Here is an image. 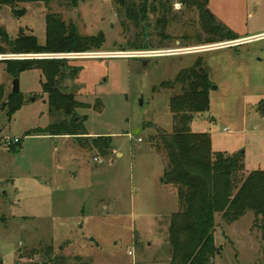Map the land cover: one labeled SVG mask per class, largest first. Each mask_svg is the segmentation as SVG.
Segmentation results:
<instances>
[{
	"label": "rangeland",
	"instance_id": "1",
	"mask_svg": "<svg viewBox=\"0 0 264 264\" xmlns=\"http://www.w3.org/2000/svg\"><path fill=\"white\" fill-rule=\"evenodd\" d=\"M74 1L22 4V16L3 6L0 25L13 39L22 29L44 45L46 14L52 12L84 35L104 32L97 50L166 52L146 58L66 59L61 88L91 106L77 109L76 120L86 119L91 136L112 137L108 156L87 146L84 137L82 144L74 135H28L68 116L49 113L39 69L18 76L25 103L9 115L14 79L0 60V264L43 263L48 255L67 264H170L169 223L179 209L178 193L162 183L165 161L150 137L159 129L173 131L170 99L177 90L160 85L202 56L216 87L210 91V111L197 114L192 130L209 133L214 152H243L246 173L264 170V117L256 109L264 98V36L208 49L220 42H196L198 12L178 1L177 21L168 29L174 38L162 39L153 30L152 48L133 49L130 43L139 30L118 14L113 0ZM209 2L219 23L238 37L264 31V0ZM0 45L5 46L1 38ZM75 67L80 72L71 78ZM100 100L103 107L97 111ZM17 137L21 142L9 149L6 138ZM254 223L252 211L229 225L217 213L219 249L212 264H263V231ZM33 249H38L35 255Z\"/></svg>",
	"mask_w": 264,
	"mask_h": 264
},
{
	"label": "trees",
	"instance_id": "2",
	"mask_svg": "<svg viewBox=\"0 0 264 264\" xmlns=\"http://www.w3.org/2000/svg\"><path fill=\"white\" fill-rule=\"evenodd\" d=\"M52 1L54 0H0V7H14L15 13L22 16L25 14L22 4H46ZM178 1L189 10L196 9L198 12L201 29L196 31L195 38L199 44L239 38L219 23L209 8V0H113L118 14L125 18L126 23H132L139 30L136 40L130 46L133 49L152 48L149 37L153 30L158 31L162 39L172 40L174 37L168 29L177 21L174 4ZM46 23L47 41L44 45L40 44L35 34L26 33L22 29L20 35L13 39L6 28L0 25V38L5 44L0 45V53L90 51L101 49L106 39L104 32L96 35L82 34L73 22H67L56 13H47ZM185 38L188 39L189 36L186 35ZM2 61L13 79L24 71L41 70L45 78L41 81L42 89L49 98V113L68 116L45 128H33L28 131V135H74L82 144L84 137L87 146L99 150L104 156L112 153L114 146L111 136H91L84 123L86 119L76 120L77 109L91 106L79 101L74 93L62 90L60 80L69 67L66 59ZM195 61L192 66L181 69L173 80L161 83L160 87L163 89L177 90L170 99L174 129L172 132L159 129L156 135L150 137L152 145L165 161L162 183L173 185L178 193L179 209L171 214L169 223L170 264H212L219 249L214 235L217 213H221L224 223L229 225L252 211L255 216L254 224L260 225L264 240V170L246 173L243 152L232 155L214 152L210 134L192 130L191 124L197 114L210 111V91L213 87L205 59L199 56ZM79 72L80 69L75 67L68 76L74 78ZM9 99V115L14 114L25 103L21 92L11 93ZM95 107L97 111L101 110L103 102L100 100ZM256 109L264 117V98L258 102ZM15 145L17 144L8 147L15 150ZM37 252L38 249L32 250L33 255ZM23 257L24 255H20V258ZM262 257L264 264V244ZM30 264L67 263L62 257L52 258L48 255L47 262Z\"/></svg>",
	"mask_w": 264,
	"mask_h": 264
},
{
	"label": "built area",
	"instance_id": "3",
	"mask_svg": "<svg viewBox=\"0 0 264 264\" xmlns=\"http://www.w3.org/2000/svg\"><path fill=\"white\" fill-rule=\"evenodd\" d=\"M180 5V3H178ZM178 4H175L176 6ZM243 40L236 39V40H228L225 42H220L213 44L212 46L208 47V49L215 48H222L228 46H235L243 44ZM196 48H189L188 50H196ZM166 51H156V50H130V51H100V50H90V51H80V52H64V53H15V54H8L6 56L0 55V60H15V59H24V60H31V59H48V58H55V59H81V58H97V57H105V58H113V57H141L146 58L155 55H163ZM163 53V54H161ZM228 131V129H225ZM21 142L19 137L17 138H6L5 144L10 146L12 144H17ZM95 160H99L95 157Z\"/></svg>",
	"mask_w": 264,
	"mask_h": 264
},
{
	"label": "crops",
	"instance_id": "4",
	"mask_svg": "<svg viewBox=\"0 0 264 264\" xmlns=\"http://www.w3.org/2000/svg\"><path fill=\"white\" fill-rule=\"evenodd\" d=\"M263 36H264V31H261L260 33L248 34V35H245L244 37H239L238 39L243 40L244 41L243 43H245L247 41L260 39Z\"/></svg>",
	"mask_w": 264,
	"mask_h": 264
},
{
	"label": "water",
	"instance_id": "5",
	"mask_svg": "<svg viewBox=\"0 0 264 264\" xmlns=\"http://www.w3.org/2000/svg\"><path fill=\"white\" fill-rule=\"evenodd\" d=\"M150 23H148L149 25ZM13 86H12V93H16V92H20V82H19V78L15 77V79L13 80ZM216 86L213 85L212 88H215ZM213 261V260H212Z\"/></svg>",
	"mask_w": 264,
	"mask_h": 264
}]
</instances>
